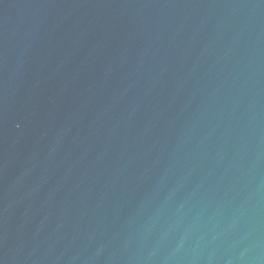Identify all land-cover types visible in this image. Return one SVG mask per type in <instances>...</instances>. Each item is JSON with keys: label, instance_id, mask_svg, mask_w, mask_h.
<instances>
[{"label": "water", "instance_id": "95a60500", "mask_svg": "<svg viewBox=\"0 0 264 264\" xmlns=\"http://www.w3.org/2000/svg\"><path fill=\"white\" fill-rule=\"evenodd\" d=\"M0 264H264V0H0Z\"/></svg>", "mask_w": 264, "mask_h": 264}]
</instances>
